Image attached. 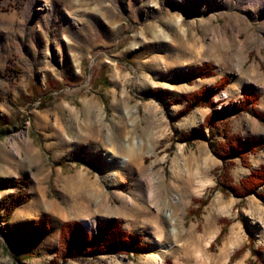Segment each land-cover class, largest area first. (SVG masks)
<instances>
[{"label":"rangeland","instance_id":"374dc122","mask_svg":"<svg viewBox=\"0 0 264 264\" xmlns=\"http://www.w3.org/2000/svg\"><path fill=\"white\" fill-rule=\"evenodd\" d=\"M253 171L264 0H0V264H264ZM112 220L138 250L60 261Z\"/></svg>","mask_w":264,"mask_h":264},{"label":"trees","instance_id":"16d2710c","mask_svg":"<svg viewBox=\"0 0 264 264\" xmlns=\"http://www.w3.org/2000/svg\"><path fill=\"white\" fill-rule=\"evenodd\" d=\"M225 79L220 80L218 84H224ZM222 87V86H221ZM220 88V86H217V89ZM197 95L200 97L195 102L194 100L190 99L189 106L197 107L203 104L204 99H208L209 95H211V91L205 92L202 90L200 93H197ZM256 101V96L252 94H246L244 93L242 95L241 101L237 104V106H234L230 109L223 110V112H220L219 115L221 116H228L233 114L232 112L238 113L239 111L246 110L248 106L254 105ZM190 109H186V112ZM218 116V113H212L211 117L208 118L209 121L214 124L216 117ZM255 116H258L261 118V115L258 113H255ZM245 148V147H240ZM234 149V154L238 155L242 153L241 150ZM245 154V153H244ZM242 156V155H241ZM244 157V156H243ZM25 183L20 179L19 187L22 189V187H25ZM242 189L244 191L248 192H254L255 189L258 187H264V173L261 171H253L246 179H243L241 181ZM23 194V192L21 193ZM20 195L15 197L14 202L10 203L7 208L4 210V221H7L16 208V206L21 203L19 202ZM19 202V203H18ZM78 224L74 223H65L61 226L60 229V235H59V245H60V251H59V259L60 261L64 262L68 259H77L78 255H81L80 251L81 249L85 250L87 254H82L86 256L90 255H98L105 253L107 251L113 250L117 248L120 251H135V249L138 250V247L136 246L135 241H132L131 238L121 236L120 235V224L118 222H115L112 220L110 223L105 224L103 226L98 227V234L95 237H87L86 241L83 242V235L84 234H78L74 238L73 235L78 233ZM220 236V235H219ZM218 236V238H219ZM217 238V239H218ZM36 239L32 240L30 243L33 245L35 244ZM86 242V243H85ZM138 253V252H137Z\"/></svg>","mask_w":264,"mask_h":264},{"label":"bare ground","instance_id":"6f19581e","mask_svg":"<svg viewBox=\"0 0 264 264\" xmlns=\"http://www.w3.org/2000/svg\"><path fill=\"white\" fill-rule=\"evenodd\" d=\"M72 1H74V0H72ZM124 162V161H123ZM2 166H3V168L5 169L7 166H6V163H3L2 164ZM168 217V216H167ZM90 228H92L93 227V223H91L90 224V226H89ZM232 240V239H231ZM231 242V241H230ZM148 259L150 260H148L149 262H150V264H153L154 262H155V264H161V262H159V261H157L156 259V257L155 256H153V255H148ZM148 263V262H147Z\"/></svg>","mask_w":264,"mask_h":264}]
</instances>
